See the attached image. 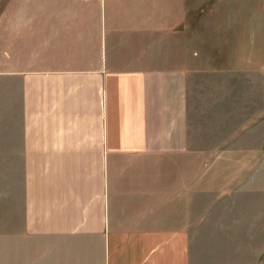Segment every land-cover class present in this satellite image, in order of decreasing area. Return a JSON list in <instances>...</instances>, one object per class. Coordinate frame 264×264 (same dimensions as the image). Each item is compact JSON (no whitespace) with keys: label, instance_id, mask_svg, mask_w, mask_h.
I'll return each mask as SVG.
<instances>
[{"label":"crops","instance_id":"1","mask_svg":"<svg viewBox=\"0 0 264 264\" xmlns=\"http://www.w3.org/2000/svg\"><path fill=\"white\" fill-rule=\"evenodd\" d=\"M167 6L221 7L238 35L264 0H0V165L12 134L25 230L61 239V262L91 240L92 264H191V231L228 197L207 185L226 153L187 142L195 65L160 57Z\"/></svg>","mask_w":264,"mask_h":264},{"label":"rangeland","instance_id":"2","mask_svg":"<svg viewBox=\"0 0 264 264\" xmlns=\"http://www.w3.org/2000/svg\"><path fill=\"white\" fill-rule=\"evenodd\" d=\"M213 8L220 12L221 7H186L188 16L175 20L174 13L183 17V7H163L160 13V57L170 65L177 52L178 61L190 56L195 65L186 90L188 145L212 147L213 157L225 152L227 160L218 166L223 176L211 175L207 185L216 193L221 186L228 197L215 198L191 231L190 262L264 264V6L258 27L253 31L245 22L239 36L211 15ZM12 137L4 135L5 164L0 165V264H83L76 254L71 260L69 243L61 262V239L25 230L24 167L13 159ZM89 241L85 264H92Z\"/></svg>","mask_w":264,"mask_h":264}]
</instances>
